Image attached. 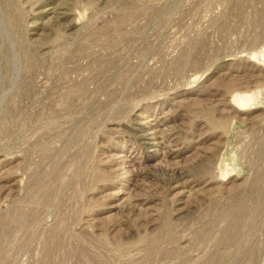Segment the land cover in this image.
<instances>
[{
    "label": "rangeland",
    "instance_id": "rangeland-1",
    "mask_svg": "<svg viewBox=\"0 0 264 264\" xmlns=\"http://www.w3.org/2000/svg\"><path fill=\"white\" fill-rule=\"evenodd\" d=\"M0 264H264V0H0Z\"/></svg>",
    "mask_w": 264,
    "mask_h": 264
}]
</instances>
